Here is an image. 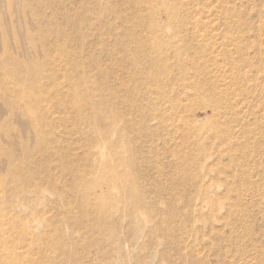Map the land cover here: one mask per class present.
<instances>
[{
  "label": "bare ground",
  "instance_id": "bare-ground-1",
  "mask_svg": "<svg viewBox=\"0 0 264 264\" xmlns=\"http://www.w3.org/2000/svg\"><path fill=\"white\" fill-rule=\"evenodd\" d=\"M33 1L44 7L42 0H22L20 5L13 4L12 0H4L10 26L14 32L15 53L7 49V38L2 37L0 113H4L5 117L0 121V264H60L56 263V256H52L54 259L51 260L43 250L48 239L54 238L48 232L49 230L42 227L48 225L45 216L51 210L55 212L51 211L53 216L50 217H54L52 220L56 221L54 219L59 216L61 218L59 222L61 221L64 225V228L56 227L57 223L56 226L54 224L55 227L52 226L56 229L57 240H54V244L48 243L52 251L58 254L64 252L65 240L71 242L70 244H78L80 239L76 234L80 231L87 239L89 236H97V240L92 242L94 245L90 246L93 248L100 244L104 247V250L101 247L104 256L100 255L104 257L102 259L105 264H123L126 256L130 254L128 248L129 250L138 249L139 253L142 249H148L143 256L147 259H143L142 264H152L155 257L157 264H177L178 261L181 264L196 263L193 254L202 247L199 245L201 242L195 245L193 242L196 239L191 240L189 237L191 241L194 240L190 244L184 234L186 231L194 232L197 238L199 228L193 226L192 222L210 223L208 234L210 238L205 243V246H209L211 243L209 239L213 240L212 235L215 236L218 233L214 230L215 227H212V221L208 222L209 215L220 209L228 212L230 211L228 208L232 205L229 201L231 198L221 200L218 193V188L223 187V183L229 184L230 180L228 181L227 177L219 179L218 176L215 178L216 175L211 176L210 174L215 172L217 167L211 166L205 160L200 166L201 172L202 169L205 171L202 175L203 179L199 182L192 179L191 170L187 169L189 166H186L187 168L183 166L186 155L184 156L174 147H169L167 152L174 159L169 166L176 168L178 174L172 178L174 182L168 189L163 183L161 174L158 176L155 174L156 172L159 174L164 168L163 163H160L162 150L158 151L156 141H173L177 136L184 138L188 135L189 146H194L199 145L194 143V140L199 141L197 132L205 131L217 135L223 129L221 126L223 120L221 121L217 112L215 113L216 99L211 100L201 87L202 85L193 81L199 73L197 70L199 66L193 57H203L213 42L212 36L201 34L203 32L200 33V30L204 33L205 30L213 32L217 26L216 23H209L210 20L196 14L203 17H207L209 13H217L219 16L222 14L224 23L220 24L222 26L226 24L227 27L222 43L236 42L238 46L237 30H230L232 23H235V26L240 23L239 19L233 22L236 18L232 19V16L236 14L232 13L233 7L229 6L232 1L208 0L207 4H211L212 1L215 3L217 1L218 4L208 10L202 7L200 11L193 9L191 5L193 0H124L132 5L135 11L123 13L118 9L120 1L117 2V0H90L89 7L84 0H79V6L75 4L76 7L73 4V6L70 5L72 6L70 9H61L56 15H42L44 17L42 21L36 17L32 18V23L37 29L31 31L26 27L23 30L25 40L23 53L15 34L11 13L16 10L24 13ZM144 8L147 11L146 16L142 14ZM89 12L95 13L99 24L101 22V26L108 28L112 41L111 46H106L109 43L104 44L106 40H103L102 51H104L105 61H100L101 63L98 64L94 62L95 66L97 64L95 72L99 75V81L88 79L87 69L80 70L82 72L76 70L77 66L75 67V63L69 58V47L66 48V45H69L68 39L69 43L77 40H72L73 37L66 39V35L55 29L57 27L55 23L58 21L56 25H61V20L65 19L63 28L66 26L71 29V32L74 31L77 39L81 35L85 36V33L82 34V31L86 30V28L83 30L84 25L88 30L100 31L101 26L100 28L93 23L94 21L87 20ZM62 29L60 27L59 30ZM0 30L2 36H5L2 27ZM63 32L66 33V31ZM104 34L108 35L106 31ZM188 39L194 43L189 44ZM81 45L83 47V43ZM187 48L192 51V56ZM77 50L82 52L80 48L76 50L74 48L73 51ZM223 52L221 53L223 60L229 58V53H226L224 49ZM25 55L28 56V61L24 60ZM80 56L78 58H81ZM253 58L249 60L253 61ZM249 60L246 57L245 64L248 67L255 61L251 63ZM184 64L190 67L189 71L185 70ZM112 78H123L121 80L125 84L118 86ZM236 78L233 76L232 80L236 82ZM172 80L179 82L176 88L180 87L179 89L183 90L182 93L177 90L176 93L172 91L175 94L171 95L169 88L172 89L174 86H170L169 83ZM220 93L221 91L216 94L219 96ZM191 100L198 101L202 110L211 111V115L207 116L209 120L206 121V118L196 120L198 115L193 120L191 118L193 115L181 117L177 114L179 111H189L192 107ZM247 105L249 104L245 103V108ZM194 114L196 115V112ZM14 120L26 129V139L22 137ZM66 123L71 125V129H68L69 126H66ZM72 131L78 137L74 139L71 135H67L68 139L64 140V135L73 134L70 133ZM216 135L215 138L218 139L219 136L216 137ZM223 140L220 138L219 142ZM236 141L237 137L233 135L223 141L228 146L224 144L227 149L223 152L230 159L233 153L227 150L236 145ZM29 143L33 147H29ZM146 143L151 147L144 149ZM76 149L84 164L80 170L78 169L80 163L77 165V162H74L77 165L75 169L70 166L72 160L76 161L75 159L78 158L73 151ZM223 149H225L224 146ZM71 165H74L73 162ZM63 174L68 175L69 181L62 180V177H65ZM59 176H62L60 178L62 181ZM81 180L83 183L80 182ZM219 180L223 183L220 184ZM181 181H190L194 187L193 195H189L191 193L189 190H179ZM68 182L69 185L66 184ZM179 191L182 192V197L176 199L175 195ZM160 194L166 196L163 199L168 202V205L156 198V195ZM56 195H58L56 200L54 197L53 199L48 197H56ZM61 200H66L67 207L62 203L65 208L61 206L59 203ZM37 204L42 205L41 211L38 210ZM24 208L30 209V214L35 215L33 220L30 219V223L28 220V224L24 221L27 218ZM74 208L80 214H73ZM206 211H208L207 214H205ZM85 217L89 222L86 223ZM183 219L189 223V226L185 227H190V230L189 228L183 230L185 227H181L180 221ZM228 223L225 222L224 226L228 227ZM40 226L44 230L42 228L39 230ZM16 227H20L19 233ZM17 234L23 237L21 246L18 244L19 249H22L20 253L16 252L18 247L7 244L9 237ZM200 238L203 241V238ZM85 242L83 244H86ZM219 247L224 250L220 244L218 249ZM84 250L86 252L85 247ZM35 255L37 257H34ZM196 260L199 262L200 258ZM201 260L205 261L204 257ZM75 261L72 264H77ZM99 264H101L100 261Z\"/></svg>",
  "mask_w": 264,
  "mask_h": 264
},
{
  "label": "rangeland",
  "instance_id": "rangeland-1",
  "mask_svg": "<svg viewBox=\"0 0 264 264\" xmlns=\"http://www.w3.org/2000/svg\"><path fill=\"white\" fill-rule=\"evenodd\" d=\"M42 1H43L44 7L38 5V3L36 4V1H33L32 5L29 8L25 9L24 13H22L21 10L12 11V13H11L12 20L14 23L15 34L18 38L19 45L21 46L23 53H24V46H25V40L23 38V30H25L26 27L31 31H34L37 29L36 25L32 23V18L36 17V18H39L40 21H42V19H44V17L42 15H45V14L48 16L56 15V13L61 9L62 10H64V9L67 10V8L70 9V7H72L73 4H74V6H76L77 4H78L77 6L80 5L79 0H42ZM75 1H76V3H75ZM231 1H232V3L229 4V6L233 7L232 13L235 12L233 14L234 15L236 14V16H232V19L236 18V19H233V22L237 21L238 19H239L238 21L240 22L236 26H235V23L234 24L232 23V27L230 29V30H237L236 31L238 33L237 36L239 37V38H237L239 40L238 46H237L236 42L235 43L231 42L232 44L231 43H226V44L222 43L223 42L222 39H224L223 35L227 30L226 24H224L222 26V24L224 23V18L222 16V14L219 16V14H217V13L216 14L215 13H209L207 15V17H203L200 14H196V16H201L202 18L207 19L208 21L210 20L209 23L212 22V23L217 24V26L215 27L213 32L210 30H205V33H204V31L200 30V33L203 32L201 34H207L205 36H209V37L212 36L211 38L213 39V42L211 43V46L209 47L208 52H206L203 57L201 56L202 60H201V57L200 58L193 57V59L196 61L197 66H199V69H197V70L200 73V74L198 73V76L195 77L196 79H193V81H195L199 85H202L201 87H203V90L205 91V93L210 96L211 100L216 99V101L214 103L215 107H216L215 113L217 112V115L220 117V120L221 121L223 120L222 121L223 125L221 124L223 129L220 130L218 128L220 130V132L217 135L215 134L216 137L219 136V138L216 139L215 135L210 134V132L202 131L201 133L197 132V134L199 136V139H198L199 141L197 142V140H194V143L195 144L197 143L199 145H194V146L190 145L189 146V136L188 135H186L184 138H182V137L180 138V136H177V138L174 139L175 141L174 140L173 141L167 140V139H166L167 141H165V142H163L162 140L156 141V144L158 143L157 144L158 151L160 152L162 150L161 151L162 154L160 155L161 159L160 158H158V159H160V163H163L164 168L159 174H158V172L155 171L156 172L155 174L157 176L161 174V178L163 180V183L167 185L168 189H170L169 186H171L174 182L172 180V178L175 176V174L176 175L178 174V171L176 170V168H173L171 165H170L171 167L169 166V164H171V161L174 160L173 157L171 155H169V153L167 152V149L169 147H174L175 149H178L181 152V154H183L184 156L186 155L184 157L185 160L183 162V166H184V168L186 166L187 167L189 166L188 168L187 167L186 168L191 170L190 174L191 173L192 174L190 176H192V179L194 178V179H196V181L198 180V182L201 179H203L202 175H204L205 171L202 169V172H201L200 166H201V163L204 162L203 160H205L206 162L208 161L207 163L208 164L210 163L211 166L217 167L215 172H212L210 174L211 176L216 175V177L215 176L214 177L217 178V176H218L219 179L220 178L226 179V177H227V180L228 179L230 180V181L228 180L229 184L220 182V180H219L220 184L223 183L222 184L223 187L220 186L221 189L218 188L219 189L218 193H220L219 199L223 200L224 198L226 199L227 197L231 198L230 200H229V198H227L230 201V203L232 204L231 206L229 204L230 209L228 208V210H230V211L225 212V210L218 208L220 210H215V212H213L211 215H209L210 221H208V222L212 221L211 222V223H213L212 227L213 228L215 227L214 230H216L218 232V233L216 232L217 234L215 236L212 235V239L215 240L216 238H218L217 236H219V238L216 239L215 241L209 239V241H211V243L209 244V246L208 245L205 246L207 239L210 238L208 236V234H209V229L211 227L210 223H205V221L204 222L199 221L197 223L192 222L193 226H195L196 228H199V229H197V230H199V233H197V238H196V234L194 232H190V231L187 232L186 231L187 235L184 234L187 237V239L189 240L188 243H190V244H192V242L195 239H196L195 240L196 242L195 241L193 242L195 245H198L197 243L201 242L199 245H201L202 247L199 250H197L198 253L196 251H194V254H193V255H195L194 258L196 261V263L194 262V264H198L199 262H200L199 264H264V89H263V87H264V65H263L264 64V0H231ZM21 2H22V0H12L13 4H19L20 5ZM84 2L86 3L87 7H89L88 5H91L90 0H84ZM117 2H119L118 3L119 4L118 9H120L123 13L135 11L134 7L132 5H129L128 3L124 2V0H122V1L117 0ZM208 2H209L208 0H193V4H191V5H193L194 10H200L201 11L202 7H204V10L205 9L208 10V8L211 9V7H213L215 4H218L217 1H216V3H215V1H212L211 4H207ZM70 5H72V6H70ZM210 9H209V11L211 12ZM145 10L146 9L144 8L142 11V14H144L146 16L147 11H145ZM91 14H90V12L88 13V15H87L88 19L87 20L89 21V19H90L92 22L94 21L93 23L95 25H97L98 27H100L101 22L99 24V21L97 19L98 17L95 15V13L94 14L91 13ZM89 15H91V16H89ZM237 17H239V18H237ZM95 18H96L97 22L95 21ZM56 23H55V26H57V27L54 26L55 29L57 31H61L60 33H63L64 35H66V37H67L66 39H68V38L71 39L73 37L72 40H77V41L71 40L72 42L69 43L70 40L68 39L69 41L67 40V44H69V45H66V48L69 47L68 48L69 50L66 49V51L68 50L69 58H71V61L75 63L74 66L75 67L77 66L76 70H79V71L82 70L83 71V70L87 69L89 71V73L87 74V78L90 80L99 81L100 80L99 75L95 71L97 70V67H96L97 64L101 63L102 61H105V57L103 54L104 51H102L103 50L102 44L105 40L106 41L104 42V44L109 43L106 46H111V43H112V41L110 40L108 28H106V27H104V25H102L101 26L102 28L100 27L101 29L98 28V29H100V31L99 30L93 31L90 29L88 30L87 26L84 25L83 30L85 28H86V30L82 31L83 33L82 32L81 33L82 34L85 33L84 37L88 36V38H84L83 35H81L77 39V36L73 33L74 32L73 30H72L73 32H71V29L67 28L66 26H65L66 29L63 28L64 24H65V19H64V21L61 20V23H60L61 25H59V24L56 25ZM220 23H222V24H220ZM233 26H235L236 28ZM1 27L4 30L5 36H2L1 30H0V54L2 53V49H3L1 46L2 37L7 38V42H6L7 46H8L7 49L10 50L12 53H15L14 48H13V36H14L13 34H14V32L10 26L8 10L5 6L4 0H0V28ZM60 27H61V29L62 28L63 29L59 30ZM101 30L103 33L101 32ZM63 31H66V33ZM68 31H69V33H68ZM87 31H88V34H86ZM105 31H106V33H108V35L104 34ZM70 32L72 34H74V36ZM216 33H217V35H216ZM67 34H70V36H67ZM214 34H215V36H214ZM90 35H92V36H90ZM102 35H103V37H102ZM98 37H100L99 40L97 39ZM93 38H94V40H93ZM102 38H105V39H102ZM79 39H80V43L81 42L83 43V47L81 45L82 43L81 44L79 43ZM95 39H97V40H95ZM91 40H92V42H95V43H92ZM87 41H89V42H87ZM188 41H190L189 44L194 43L190 39H188ZM90 43H91V45H90ZM213 43H215V44L213 45ZM77 44L79 45V47H76V46H78ZM40 46H41V43H40ZM70 48H72V49L70 50ZM74 48H75V50L80 48L82 50V52L80 50L73 51ZM85 48H87V50H85ZM196 48L200 49L197 46H196ZM213 48H214V50H212ZM223 49L225 50L226 53L227 52L229 53L230 59L227 57V58H225V60H223L224 58L222 57V54H221V53H224ZM110 50H112V47H110ZM187 50L189 51L190 49L187 48ZM78 51H80V53H78ZM73 52L75 53V55H73L74 54ZM189 52H190L189 54H191V56H192V51H189ZM76 54H78L79 56L81 55L80 56L81 58H78L79 56ZM214 54H216V55H214ZM82 55H84V56H82ZM246 57L248 60L251 59L252 57H254L253 59L256 62L253 59L252 60L254 61V63H252L253 61L249 60L252 64L248 67L245 64ZM19 58H21V57L19 56ZM74 59H76V60H74ZM24 60H26V61L29 60L27 55L24 56ZM77 61H78V63H77ZM89 61L92 62V64ZM260 61H261V63H260ZM80 62H81V64H79ZM94 62L97 63L96 66H95ZM93 65L95 66L96 69L93 68L94 67ZM252 65L254 68L251 67ZM255 65L257 66V68ZM72 68H74V67H72ZM184 68L186 71H189L190 67H188L186 64H184ZM255 69H257V71ZM79 71H77V72L78 73L82 72V71H80V72ZM232 75L237 77L236 82H234L232 80V77H233ZM258 75H259V77H258ZM78 76H81V75H78ZM190 78L192 79V77H190ZM121 79H123V78H114L113 82L116 85L121 86V84H125V83H123V81ZM254 80H256V81H254ZM181 81H183V80H181ZM178 83L179 82L177 80L170 81L169 85L174 86V88H172V89L169 88L170 91H169V89H167V88L166 89L171 93V95H174L177 92V90L180 91L181 93L183 92V90L179 89L180 87L176 88V85ZM255 89H256V91H255ZM258 89H263V90L258 91ZM172 91H175V93L173 94ZM220 91H221V93L218 96L217 94ZM183 96L184 95H182V97ZM245 103L249 104V105H247V108H245L246 107ZM191 106H192L191 107L192 110L190 108L189 111H179L177 114L181 117H186V116L190 117V115H193L195 117L194 118L193 116H191V118L193 120L196 119L197 115H198V118L196 120H201V118H202V120H204L205 118H206V121L209 120L207 118L208 115H211V111L209 109H207L206 111L202 110V108H200L201 107L200 103L198 101H195V100H191ZM195 110H197V111H195ZM201 111H202V113H201ZM195 112H196V115L194 114ZM4 117H5V114L0 113V121L3 120ZM132 117H134V115H132ZM14 123L18 126V129H19L22 137L24 139H26L27 138L26 129H24L17 120H14ZM67 125L68 124L66 123V126ZM68 126H69V128L68 127L67 128L71 129V125L69 124ZM61 127H60V129H61ZM180 129H181V127H180ZM70 133H73V131ZM64 134H65V132H64ZM164 134L166 135V131H164ZM229 134L230 135L232 134L233 136L237 137V141H236L237 143H235L236 145H234V146L231 145L232 147L229 150H227V151L233 153V155L232 154L230 155V156H233L231 159L228 158L227 155L224 154L225 152H223L228 147L223 141H225V139L226 140L229 139V137L231 138L232 135L230 136ZM67 135H71L72 138L78 137V136H76L77 134L74 132L73 134H65L64 137L65 136L66 137L65 138L63 137L64 140L68 139ZM168 137H170V136H168ZM220 138H222L224 140L222 142H219ZM146 144H144L146 146V147L145 146L143 147L144 149H147V147H151L150 144H148V143H146ZM170 144H173V145H170ZM224 144L227 147H225ZM219 145L222 146V148L224 146L225 149L222 150V148ZM29 147H33L31 143H29ZM218 147L220 148L219 150H218ZM78 149L73 150V151L77 154V152L79 153ZM216 149L218 152L215 151ZM188 151L190 154L187 153ZM185 152H186V154H184ZM203 153L208 154L209 156L207 155L208 156L207 157ZM218 153L221 155L218 156L219 155ZM79 154H77L78 156L76 155L79 159L76 158L75 159L76 161L72 160L74 165H71L72 162L70 164V166L74 167L73 169L77 168L78 163H80V164L83 163L82 162L83 160ZM193 154H194V156H193ZM199 155H200V157H199ZM220 158H222V159H220ZM74 162L75 163L77 162L76 163L77 165H75ZM80 164L78 165L79 170L84 165V164H82V165H80ZM167 164H168V166H167ZM220 168L222 169V171ZM218 169H219V171H218ZM224 171L226 174L224 173ZM152 172H154V170H152ZM221 174H223V175H221ZM64 175L65 174H63V176ZM66 175L64 178L62 176H59V179L62 177V180L64 179V180H66V182L69 181V177H68V175L67 176ZM197 176H199V177L201 176V178H197ZM221 180H223V179H221ZM80 182L83 183V180H81ZM66 184L69 185V182ZM179 184L180 185L178 186V188L180 191L189 190V192H191L189 195L194 194L193 193L194 187L190 184V181H181ZM224 186H225V188H224ZM227 190H229V191H227ZM180 191L175 195L176 199H180L182 197V192H180ZM227 192H228V194H227ZM236 192H238V193H236ZM57 196L58 195H56V197L55 196H48V197H51V199H53V197H54V199L55 198L57 199ZM70 198L72 199L73 197H70ZM156 198L159 199L160 202H163L165 205H168V202H166L163 199V198H166V196H163V195L161 196V194H160V195H156ZM239 198H241L242 200ZM74 199H76V198H74ZM59 203L60 204L62 203V204H64L65 207H67V205H65V204H67L66 200H61ZM62 204H61V206H62ZM37 205H38V210L41 211L43 209L42 205L41 204H37ZM64 206H62V207H64ZM36 208H37V206H36ZM185 208H188V207H185ZM38 210H37V212H38ZM23 211L25 213V216L27 217V218H25L26 220H24V221H26L28 224V220L30 223L31 220H33V217L35 218V215L30 214V211H31L30 209L24 208ZM51 211L48 212L47 213L48 215L46 214V216H45V221L48 222V225L42 226L43 228H45V230L46 229H47V231L49 230L48 232L54 237V238L48 239V241L46 242L47 244L48 243L54 244L55 243L54 240H57V238H56L57 234L55 233L56 229L54 228L57 224L58 225L56 227L64 228L63 223L61 221L59 222V220H61V218L59 216H57L56 219H54L57 222L52 220L54 217H50V216H53L52 212H54V211H52V212ZM72 211H73L72 212L73 214H76V215L80 214L79 211L75 208ZM207 212L208 211H206L205 214H207ZM26 213H27V215H26ZM48 216H49V219H48ZM220 216H222L223 218L222 217L220 218ZM86 219H87V217L84 218V220H86ZM184 220L185 219L180 221L181 227H183V226L185 227L187 225L189 226V223L187 222V220L186 221H184ZM52 221H53V223H51ZM87 222H89L88 219L86 220V223ZM185 222H187L186 225H185ZM225 222L226 223L229 222L228 227L224 226ZM222 223H223V226H222ZM54 224H55V226H54ZM52 226H54V227H52ZM20 227H16L17 230L15 229L16 231H18V233L20 232V230H19ZM42 227L40 226L39 230H41ZM186 229L190 230V227H187V228L185 227V229H183V230H186ZM77 234H76V236H78L80 241H81V242L79 241L78 244H75V243L70 244L71 242L69 243L68 240H65V242H66L65 248L66 249L64 248V252L66 251L68 253V254H66V252H65V256H63L64 252H61L62 254H58V253L52 251V249L50 248V244L46 245V243H45V246L43 247L44 253L47 254L51 260L54 259V257H52V256H56L55 261H56V263H60V264H63V263L66 264L67 262H68V264H72V263H74L75 260H76L75 263H77V264H95V263L99 264V261L101 264H105V263H103V259H102L104 257H102V255H100V254H103L102 251L104 250V247L102 245L98 244L99 247H98V245H95V247L99 248L100 250L96 249L95 247H93L94 249L91 248L94 245V243H92V242H95L97 240V236L96 235L89 236L87 239V238L83 237V235L80 231L77 232ZM188 234H190L192 237ZM218 234H220V235H218ZM18 235L19 234L15 235L14 237H9L10 240H8L7 244L10 245L11 247H18V244L21 246L20 243L23 242V237L20 235L18 236ZM193 235H194V237H193ZM213 236H214V238H213ZM189 237L191 240L194 238V240L191 241L189 239ZM200 237L203 238V241H201ZM84 238H85V240H84ZM82 241L83 242L86 241L85 242L86 244H83ZM15 242H16V245H14ZM90 242H91V244H90ZM214 242L216 244H214ZM80 243L86 248V252L84 250V247L82 245H80ZM211 244H214V245H211ZM219 244H220V246L223 247L224 250H221L220 247L218 249ZM70 245L72 247H74V249ZM90 245H92V246H90ZM86 246H88V247H86ZM232 246H234V247H232ZM19 247L16 249L17 253L22 252V249L21 248L19 249ZM77 247H79V249H77ZM101 247H103L102 248L103 250L101 249ZM49 248L51 251L50 253L48 252ZM88 248H90V249H88ZM45 249H46V251H45ZM87 250H88V252H87ZM127 250L130 251V254L128 256H126L125 262L123 264H142L143 259H147L146 257L143 258V256L145 253H147L148 249L147 250L142 249V251L140 253H139L140 250H138V249L129 250V248H128ZM219 250H220V252H219ZM216 251H218V253ZM51 253H53V254H51ZM71 253H72V255L70 256ZM59 256H60V259H59ZM103 256H104V254H103ZM196 256H199V257H196ZM34 257H37V256L35 255ZM202 257H204L205 261L201 260ZM199 258H200V261L198 260L199 262H197L196 259H199ZM98 259H99V261L96 262V260H98ZM60 260L62 263L60 262ZM94 261H95V263H94ZM155 261H157L156 257L154 258L152 264L156 263ZM174 261H176V259ZM176 263H177V261H176ZM166 264H168V263H166ZM177 264H181V262L178 261ZM183 264H185V262ZM186 264H192V263L187 262Z\"/></svg>",
  "mask_w": 264,
  "mask_h": 264
}]
</instances>
